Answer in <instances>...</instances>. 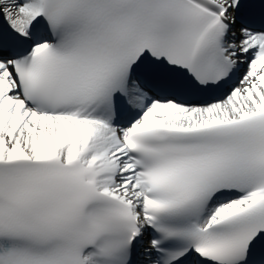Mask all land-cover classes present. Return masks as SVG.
<instances>
[{
	"label": "snow or ice",
	"instance_id": "1",
	"mask_svg": "<svg viewBox=\"0 0 264 264\" xmlns=\"http://www.w3.org/2000/svg\"><path fill=\"white\" fill-rule=\"evenodd\" d=\"M0 264H264V0H0Z\"/></svg>",
	"mask_w": 264,
	"mask_h": 264
}]
</instances>
